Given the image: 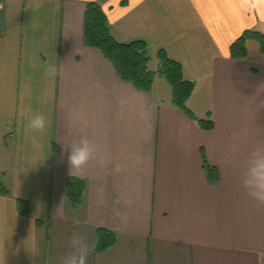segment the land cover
Here are the masks:
<instances>
[{"label": "crops", "instance_id": "crops-1", "mask_svg": "<svg viewBox=\"0 0 264 264\" xmlns=\"http://www.w3.org/2000/svg\"><path fill=\"white\" fill-rule=\"evenodd\" d=\"M89 3L117 42H146L152 70L164 50L190 71L195 119L173 106L164 78L142 91L86 42ZM246 31L264 34V0H0V173L10 193L0 194V264H65L72 253L88 264H264V205L241 181L264 149V52L251 55L249 41L246 58L230 53ZM33 114L49 125L26 135ZM82 137L94 158L70 171L65 149ZM69 179L85 184L77 206ZM100 230L115 244L97 253Z\"/></svg>", "mask_w": 264, "mask_h": 264}, {"label": "trees", "instance_id": "trees-1", "mask_svg": "<svg viewBox=\"0 0 264 264\" xmlns=\"http://www.w3.org/2000/svg\"><path fill=\"white\" fill-rule=\"evenodd\" d=\"M107 17L98 3H89L85 14V39L86 42L99 49L104 56L114 65L119 75L126 81L134 84L142 91H150L156 77L164 78L172 88V104L193 117L187 107V101L195 90L196 84L184 77L183 66L180 62L171 59L164 50L156 55L157 68L152 70V57L145 41L137 40L130 43H119L109 33ZM257 42L264 52V34L246 31L231 48L232 58H246L248 55L247 43ZM200 126L205 130H212V121L199 120ZM213 184L218 183V175L209 170ZM4 174L0 173V194L9 195V191L3 182ZM67 197L72 206H77L85 192V184L77 179H69L66 183ZM23 213L28 214V204L18 201ZM115 244L114 234L99 231L97 253H102Z\"/></svg>", "mask_w": 264, "mask_h": 264}, {"label": "clouds", "instance_id": "clouds-1", "mask_svg": "<svg viewBox=\"0 0 264 264\" xmlns=\"http://www.w3.org/2000/svg\"><path fill=\"white\" fill-rule=\"evenodd\" d=\"M59 69L55 63L46 65L44 75L49 80H54L58 75ZM49 125V119L45 114H33L25 122V134L44 132ZM67 165L70 169H81L94 158L95 147L87 138H81L78 143L70 144L66 149ZM242 186L247 195L257 205H264V149L254 151L246 164L241 177ZM71 247L76 248L82 244L83 238L78 233H73L69 238ZM86 247V245H84ZM65 264H88L85 254H70Z\"/></svg>", "mask_w": 264, "mask_h": 264}, {"label": "rangeland", "instance_id": "rangeland-1", "mask_svg": "<svg viewBox=\"0 0 264 264\" xmlns=\"http://www.w3.org/2000/svg\"><path fill=\"white\" fill-rule=\"evenodd\" d=\"M250 50H251V55L253 54V51H254V49H259V47H260V45L257 43V42H255V44H251L250 45ZM149 50H150V48H149ZM150 54H151V51H150ZM169 56V55H168ZM171 58V57H170ZM172 59V58H171ZM179 62V61H178ZM186 68L187 67H184V70H186ZM183 74H185L184 75V77L185 78H189V74H190V71H186V72H184L183 71ZM165 80V79H164ZM166 81V80H165ZM165 83V88L167 89V93L169 94V96H170V94H171V97H172V88H171V86H170V84L168 83V82H164ZM168 83V84H167ZM197 99H196V97L195 98H191V99H188V101H187V107L189 106V105H191V102L193 103V102H195ZM190 101V102H189Z\"/></svg>", "mask_w": 264, "mask_h": 264}]
</instances>
